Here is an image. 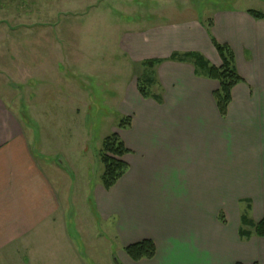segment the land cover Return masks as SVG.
<instances>
[{"label":"crops","instance_id":"crops-1","mask_svg":"<svg viewBox=\"0 0 264 264\" xmlns=\"http://www.w3.org/2000/svg\"><path fill=\"white\" fill-rule=\"evenodd\" d=\"M59 1L49 0L45 10L75 11L74 0L62 9ZM136 1L116 0L114 10H137ZM145 1L150 7L141 11L151 13L122 20L148 23L125 29L120 48L134 63L160 60L149 77L160 92L143 98L134 90L125 102L121 115L130 125L116 134L128 150L127 170L109 190L91 191L97 214L117 220L121 249L154 244L151 259L124 255L120 264H264V238L238 237L247 204L253 222L264 218V20L235 7L215 9L205 27L169 23L155 6L171 0ZM86 5L81 9H97ZM10 7L0 5V34ZM210 37L230 49L242 80L223 117L212 98L217 82L196 74L193 60L183 57L195 53L220 66ZM8 96L0 91V264H39L65 218L70 172L37 146L38 129L20 119ZM15 251L24 253L19 262H12L21 255Z\"/></svg>","mask_w":264,"mask_h":264},{"label":"rangeland","instance_id":"rangeland-1","mask_svg":"<svg viewBox=\"0 0 264 264\" xmlns=\"http://www.w3.org/2000/svg\"><path fill=\"white\" fill-rule=\"evenodd\" d=\"M74 1L75 11L62 14L45 10L49 0H0V5L11 6L10 20L1 28L5 34H0V91L9 94L20 119L38 129L37 146L52 152L55 163L61 159L72 174L63 170L70 180L65 194L69 203L59 233L48 241L52 248L43 251L39 264H114L125 255L116 235L117 220L101 218L90 193L96 185L102 187V141L117 133L119 120L128 117L121 112L131 92L147 77L154 78L150 67L131 62L120 48L122 32L143 27L147 19L134 23L122 18L152 10L141 11L150 7L145 0L134 2L137 10L127 11L114 10L116 0ZM87 3L97 9L82 10ZM155 7L166 22H196L200 27L211 22L215 9L264 14V0H171ZM158 88L150 86L148 94L159 93ZM13 254H21L12 261L19 262L24 253Z\"/></svg>","mask_w":264,"mask_h":264},{"label":"trees","instance_id":"trees-1","mask_svg":"<svg viewBox=\"0 0 264 264\" xmlns=\"http://www.w3.org/2000/svg\"><path fill=\"white\" fill-rule=\"evenodd\" d=\"M248 15L254 19L264 20V14L248 10ZM209 33V30H207ZM210 36V35H209ZM212 46L217 52L221 64L218 67L209 65L203 58L195 53L185 54V59H192L196 69V74L206 79L214 80L218 84V89L212 93V98L218 109L220 116H224L227 107L231 100V90L242 82L238 76L234 67L233 54L227 46L220 45L210 37ZM174 57L172 56L171 59ZM160 60H150L142 62L143 66L153 67L155 64H159ZM152 85V79L147 77L137 87V92L143 98L149 96L148 89ZM157 99V96H153ZM130 125V117H124L119 120V129L128 128ZM128 153L124 144L116 133L109 134L104 138L99 151V161L102 165V173L100 175V183L105 190H109L114 184L124 175L127 170V165L123 161V156ZM250 205L247 204L246 210L240 215L238 237L242 241H247L250 237L255 236L258 238H264V218L258 222H253L249 218L248 212ZM219 221L223 222L222 217H219ZM125 255L132 261H139L142 259L149 260L154 256V244L151 240H142L140 242L125 246L123 249ZM114 264H119L116 261ZM234 264H241L236 262ZM257 264V263H253Z\"/></svg>","mask_w":264,"mask_h":264}]
</instances>
